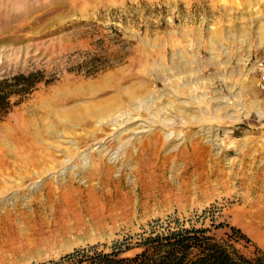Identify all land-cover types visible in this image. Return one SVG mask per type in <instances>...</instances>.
<instances>
[{"label":"rangeland","instance_id":"obj_1","mask_svg":"<svg viewBox=\"0 0 264 264\" xmlns=\"http://www.w3.org/2000/svg\"><path fill=\"white\" fill-rule=\"evenodd\" d=\"M36 70L0 124L35 133L0 177V264L214 207L264 249V0H0V79Z\"/></svg>","mask_w":264,"mask_h":264},{"label":"trees","instance_id":"obj_2","mask_svg":"<svg viewBox=\"0 0 264 264\" xmlns=\"http://www.w3.org/2000/svg\"><path fill=\"white\" fill-rule=\"evenodd\" d=\"M43 81L42 70L0 79V124ZM221 212L214 207L188 219L170 217L115 244L111 253H99L92 247L66 259L73 264H264V249L238 226L221 222ZM136 248L140 252L135 256L123 257Z\"/></svg>","mask_w":264,"mask_h":264},{"label":"bare ground","instance_id":"obj_3","mask_svg":"<svg viewBox=\"0 0 264 264\" xmlns=\"http://www.w3.org/2000/svg\"><path fill=\"white\" fill-rule=\"evenodd\" d=\"M63 112V111H62ZM75 111L73 110V113ZM72 114V113H71ZM76 114V113H75ZM73 116V114H72ZM71 117V115H70ZM72 118V117H71ZM76 118V116H75ZM26 115V111L19 114L17 113L12 119L10 120V125L7 128L2 129V139H0V177L2 176V172L6 174V165H9L7 160L9 158H18V156L10 155V151L12 149L18 148L21 145L30 146L34 141L32 140V126L30 119ZM81 119V118H80ZM73 120V118H72ZM74 121V120H73ZM72 121V122H73ZM78 121V120H77ZM76 122V121H75ZM77 123V122H76ZM114 124V123H113ZM162 124L165 126H169L172 123H169V121H162ZM116 126V125H115ZM58 128V127H57ZM148 127H144V129H141L136 134H143L149 132ZM37 130V129H36ZM35 131V130H34ZM136 131V130H135ZM40 132V131H39ZM55 132V131H54ZM57 133V132H56ZM134 134V133H133ZM209 134V133H207ZM35 135V133L33 134ZM38 137V136H35ZM35 139V138H34ZM6 141L9 143L6 144ZM37 141V140H35ZM35 143V142H34ZM74 147V146H73ZM86 155V154H85ZM26 157V156H25ZM21 159V158H19ZM9 168V167H8ZM11 168V166H10ZM9 168V169H10ZM11 171L14 170V168L10 169ZM16 170V169H15ZM8 171V170H7ZM10 171V172H11Z\"/></svg>","mask_w":264,"mask_h":264},{"label":"built area","instance_id":"obj_4","mask_svg":"<svg viewBox=\"0 0 264 264\" xmlns=\"http://www.w3.org/2000/svg\"><path fill=\"white\" fill-rule=\"evenodd\" d=\"M260 83H261L262 85H264V72H263V74H262V77H261Z\"/></svg>","mask_w":264,"mask_h":264}]
</instances>
